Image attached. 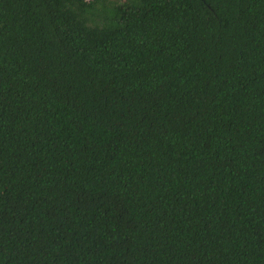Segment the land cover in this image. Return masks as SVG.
Segmentation results:
<instances>
[{
	"label": "trees",
	"instance_id": "16d2710c",
	"mask_svg": "<svg viewBox=\"0 0 264 264\" xmlns=\"http://www.w3.org/2000/svg\"><path fill=\"white\" fill-rule=\"evenodd\" d=\"M0 264H264V0H0Z\"/></svg>",
	"mask_w": 264,
	"mask_h": 264
},
{
	"label": "water",
	"instance_id": "95a60500",
	"mask_svg": "<svg viewBox=\"0 0 264 264\" xmlns=\"http://www.w3.org/2000/svg\"><path fill=\"white\" fill-rule=\"evenodd\" d=\"M81 1H89V0H81Z\"/></svg>",
	"mask_w": 264,
	"mask_h": 264
}]
</instances>
